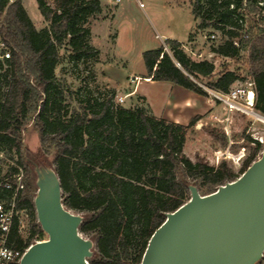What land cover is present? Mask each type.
<instances>
[{"label": "trees", "instance_id": "16d2710c", "mask_svg": "<svg viewBox=\"0 0 264 264\" xmlns=\"http://www.w3.org/2000/svg\"><path fill=\"white\" fill-rule=\"evenodd\" d=\"M36 1L48 22L40 30L22 0H0V34L12 48V57L0 61V149L15 152L26 169V190L18 205L28 210L31 230L27 236L15 232L14 236L22 247L25 241L46 239L34 205V164L49 166L48 149L53 147L63 203L82 214L80 231L94 242L89 264H141L149 240L166 214L189 201V185L199 191L208 186L209 193L214 192L241 176L264 145L256 141L239 170L225 159L217 165L203 159L193 161L183 148L199 116L184 125L154 115L148 106L115 105V89L95 95L81 88L77 92L79 110L68 115L64 91L56 78L60 49L69 46L74 65L98 61L100 52L89 43V20L102 12V1ZM259 1L264 3L193 0L192 14L198 29L221 33L222 41L213 52L229 58L242 56L234 42H242V24L247 20L252 32L247 70L255 82V109L264 115V30L255 17H246L257 12L264 20V4L259 6ZM165 45L169 52L164 45L143 52L145 78L169 81L201 95L207 92L200 84L228 91L241 78L224 68L209 80L215 71L213 62L191 59L177 40L167 39ZM31 119L40 130V148L35 154L24 147L22 138ZM227 141L224 136V149ZM263 263L264 256L257 264Z\"/></svg>", "mask_w": 264, "mask_h": 264}, {"label": "rangeland", "instance_id": "374dc122", "mask_svg": "<svg viewBox=\"0 0 264 264\" xmlns=\"http://www.w3.org/2000/svg\"><path fill=\"white\" fill-rule=\"evenodd\" d=\"M48 1L52 3V0ZM101 1L102 12L89 20L90 29L94 24L92 28L94 36L92 38L91 31L89 43L96 49L99 47L102 50V56H98V61L102 59L105 63L113 66V69L100 70L98 61L94 62L93 59L80 61L74 65L70 62L69 46H63L60 49L61 59L56 69V78L64 91L68 115L75 109L79 110L77 92L81 88L91 91L95 95L115 89L116 96L113 99L115 105L133 107L140 104L148 106L144 97L136 93L130 95L132 89L127 87L125 77L121 74L131 75L133 73L134 75L146 72L143 52L158 45L159 40L156 37L158 33L174 37V40L188 41V36L194 26L191 0H122L117 8L115 4ZM22 2L37 29H43L48 25L38 9L36 0H22ZM113 13L114 17L112 18ZM195 31L196 33H193L192 36L195 37L197 34L200 36V39L196 40L198 42L195 45L196 49H187L184 46L183 49L193 60H208L215 64V71L209 80L217 78L224 68L236 71L241 79L250 76L247 70L249 68L247 55L229 58L213 52V48L222 41L220 32L213 29L203 32L197 29ZM212 33L216 35L214 40L209 39ZM187 46L189 47V44ZM190 50L201 52L202 56L194 57ZM74 66L76 71L73 70ZM140 78H133V80H140ZM209 80L203 79L204 82ZM141 88L147 91L151 89L146 83H143ZM119 96L124 97V103H119ZM207 97L210 98L208 94ZM252 97L253 95L250 94L251 100ZM214 103L220 108L219 111L211 119L206 120L207 123L199 125L198 129L196 126L193 127L184 145V152L193 161L203 159L210 165H217L215 151L224 149V136L226 138L229 136L235 142L231 146V151L244 150L248 156L255 147L256 139L261 138L264 141V123L256 120L253 116L235 113L229 119V135H227L225 127L228 124L224 119L228 117V113L221 104ZM148 111H151V108H148ZM22 138L24 147L28 149L29 153L35 154L39 150L40 130L33 119L25 126ZM258 142L260 141L258 140ZM48 150L47 161L49 166L53 167L56 150L53 147ZM263 151L258 153L257 159ZM228 162L232 164L231 161L228 160ZM210 191L208 186H203L199 192L206 195Z\"/></svg>", "mask_w": 264, "mask_h": 264}, {"label": "water", "instance_id": "95a60500", "mask_svg": "<svg viewBox=\"0 0 264 264\" xmlns=\"http://www.w3.org/2000/svg\"><path fill=\"white\" fill-rule=\"evenodd\" d=\"M37 220L47 239L20 264H89L94 242L80 231L83 216L68 209L54 167L34 164ZM166 214L141 264H257L264 256V151L236 180L200 194Z\"/></svg>", "mask_w": 264, "mask_h": 264}, {"label": "built area", "instance_id": "2783aa9c", "mask_svg": "<svg viewBox=\"0 0 264 264\" xmlns=\"http://www.w3.org/2000/svg\"><path fill=\"white\" fill-rule=\"evenodd\" d=\"M104 1L109 4L118 5L122 0ZM263 4L262 1L258 2L259 6H263ZM141 6H143V4H141ZM262 16H264V11ZM246 17H255L258 27L264 30V20L261 19L260 14L255 12L254 15L250 14ZM241 35L242 42L236 40L234 43L240 48L242 56L247 55L248 57L251 47L252 32L250 31L247 20L242 24ZM215 38V33L209 36V39L214 40ZM163 45L169 52V47L165 45V42H163ZM190 52L194 57L202 56L201 52H195L193 50H190ZM11 57L12 48L0 34V61L4 63L6 59ZM200 86L204 88L212 101L218 102L227 111L228 117L224 119L228 124L227 127H225L227 135H229V119L235 113L253 116L256 120L263 122L260 119L263 115L255 109V82L251 76L245 79H238L232 84L228 91L213 89L204 84H200ZM250 94L253 95L252 100L250 99ZM118 101L120 104L124 103V97L120 96ZM258 140L261 144H264L263 139H256V141ZM232 145L233 141L229 140L227 148L215 151V159L217 163H219L220 159L229 160L232 162L231 165L239 170L247 156L244 150L232 152ZM26 179V169L18 163L16 153H9L6 150L0 149V264H20L24 254L30 246L35 242L41 241L35 240L30 244H27L25 241L22 247L19 246L18 239L14 236V232L23 237L31 233L28 210L18 205L19 198L26 190Z\"/></svg>", "mask_w": 264, "mask_h": 264}, {"label": "crops", "instance_id": "0c3cea01", "mask_svg": "<svg viewBox=\"0 0 264 264\" xmlns=\"http://www.w3.org/2000/svg\"><path fill=\"white\" fill-rule=\"evenodd\" d=\"M117 7L118 5L116 6V8ZM191 9H192V0H191ZM113 17H114V13L112 14V18ZM193 19H194V26L191 33L188 36V41L175 39L181 42L183 46L187 49L188 48L196 49L195 45L198 43L196 40L197 39L199 40L200 36L198 34L195 37L192 36L194 35L193 33H196L195 30L197 29L200 32L205 31L197 28L198 21L195 19L194 15H193ZM93 36L94 35L92 31V38ZM156 37L158 38L159 43L154 48L159 47L160 44H163V42H165V40L167 39L174 40V37L172 38L169 37V35H165V34L158 33ZM114 40H115L114 42V46H115L116 38ZM187 44H189V47L187 46ZM97 49L100 51L99 55L102 56V50L99 47H97ZM98 64L100 70L102 69L103 71H107L108 69H113V66H111L107 62L105 63L104 61H102V59H99ZM146 74L147 72L141 74H134V75L133 73L131 75H127V74H121V75L125 77V80L128 85L126 86L132 89L130 91V95H134L136 93L144 97L146 99L149 108H151V112L158 117L165 118L175 123L187 125L190 123V121L193 118L199 116L200 119L195 124L196 129H198L199 125L203 123H207L206 120L208 121L209 119H211V117L216 115L217 111H219L220 109L218 108V106L215 105V103L209 97H207V95L198 94L192 90H189L187 88H184L180 85H177L169 81L149 80L145 78ZM138 76H140L141 78ZM129 77L130 79H128ZM133 78H140V80L138 79L133 80ZM143 83H146L151 89L147 91L146 89L141 88V85ZM227 140L228 142L229 140L233 141V144L235 143L234 140L229 136L227 137Z\"/></svg>", "mask_w": 264, "mask_h": 264}, {"label": "bare ground", "instance_id": "6f19581e", "mask_svg": "<svg viewBox=\"0 0 264 264\" xmlns=\"http://www.w3.org/2000/svg\"><path fill=\"white\" fill-rule=\"evenodd\" d=\"M260 119L264 122V118L263 117H260Z\"/></svg>", "mask_w": 264, "mask_h": 264}]
</instances>
